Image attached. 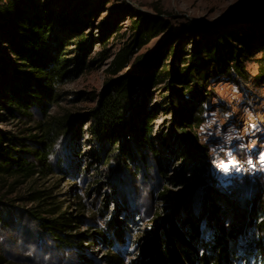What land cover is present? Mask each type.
<instances>
[{
    "label": "rangeland",
    "instance_id": "obj_1",
    "mask_svg": "<svg viewBox=\"0 0 264 264\" xmlns=\"http://www.w3.org/2000/svg\"><path fill=\"white\" fill-rule=\"evenodd\" d=\"M50 1L59 12L71 13L82 0ZM102 3L92 12L95 26L86 30V38L95 39L99 35L96 24L110 16L119 29L105 45L96 41L87 49L84 71L66 79L59 87L58 102L48 107L49 114L68 115L71 121L67 133L52 149L48 168L32 178L9 176L0 181V194L7 205L0 223V254L8 264H136L155 229L164 236L173 224L184 232L195 221L199 228L191 242L199 256L207 257L203 264H216V260H223L220 264H264V257L255 255L250 243L253 237L258 241L264 235V0ZM128 9L158 16L170 26L144 44L127 69L134 66L137 57L146 59L153 50L163 47L169 33L174 34L168 41L174 51H190L197 37L181 31L188 22H195L203 33L210 32L214 37L236 30L258 46L250 51L246 62L247 78L217 73L211 79L207 99L191 102L192 108L201 110L193 133L206 156L196 153L200 161L189 162L181 173V161L163 143L165 139L170 148H175L171 114L163 107L171 102L165 89L168 80L152 85L146 101L147 109L156 114L152 137L160 161L148 154L149 159L137 166L129 163L120 168L122 165L115 161L105 164V154L98 152L83 120L95 105L93 95L110 77L115 54L131 34V20L125 16ZM104 49L108 55L102 59ZM1 53L5 59L11 57L5 51ZM171 62L183 66L173 52L166 58L162 76ZM189 96L186 94L185 100ZM5 106L7 102L0 101L1 130L21 136L34 130L37 122L5 117ZM34 118L39 121L41 115L37 113ZM56 162H61L72 177L56 171ZM37 191H44L50 196L47 201L60 204L63 212L81 216L79 227L67 233L86 231L94 234V240L84 239L81 247L64 244L39 228L29 214L44 202L31 199ZM115 220L119 224L113 228Z\"/></svg>",
    "mask_w": 264,
    "mask_h": 264
},
{
    "label": "trees",
    "instance_id": "obj_2",
    "mask_svg": "<svg viewBox=\"0 0 264 264\" xmlns=\"http://www.w3.org/2000/svg\"><path fill=\"white\" fill-rule=\"evenodd\" d=\"M95 1L82 0L71 13H67L59 12L50 0H0V54L5 51L11 55L9 59L0 56V101L7 102L3 115L37 122L34 130L29 129L28 134L22 136L0 129V181L9 176L28 179L44 172L50 164L49 157L55 143L67 133L70 116L55 117L49 114L48 107L58 102L59 87L66 79L77 77L84 71L87 49L96 41L105 45L119 29L117 21L110 16L96 24L99 35L95 39L94 36L86 38V30L95 26L92 12L103 6V0H97V5L89 10ZM125 16L131 20V34L111 62L110 77L93 95L95 105L84 116V123L88 124L89 135L98 152L105 154V164L115 161L122 165L120 168L129 163L137 166L149 159L148 154L160 161L152 137L156 114L147 109L146 101L152 85L168 80L165 89L171 102L163 107L171 114L175 148H170L165 139L163 143L181 161V173L189 162L200 161L196 153L206 156L205 149L195 142L193 133L201 119L198 115L201 110L192 108L191 102L195 98L199 103L207 99L211 79L217 73H235L247 78L246 62L250 51L258 46L253 39L236 30L214 37L210 32L203 33L195 22H188L181 31L197 37L190 51H174L168 44L174 34L169 33L163 47L153 50L146 59L137 57L134 66L127 69L138 50L170 25L158 16L132 9L126 10ZM71 45L74 48H69ZM105 51L101 52L102 59L108 55ZM173 52L183 66L171 62L162 76L166 58ZM188 93L189 100H185ZM37 113L41 115L39 121L34 118ZM69 163L68 168H73ZM56 171L72 177L61 162H56ZM49 198L44 191L31 196L33 201H44L41 208L29 210L39 228L64 244L81 247L84 239L90 237V241L94 240V234L86 231L67 233L75 226L79 227L81 216L72 211L63 212L61 205L47 201ZM5 206L0 194V223L4 221ZM118 224L115 220L113 228ZM198 228L197 222L193 221L187 230L181 232L173 224L164 236L155 229L136 264H203L207 257L199 256L191 242ZM250 243L255 255L264 257V235L258 241L253 237ZM84 259L89 261L87 257ZM222 262L216 260V264ZM0 264H8L2 254Z\"/></svg>",
    "mask_w": 264,
    "mask_h": 264
},
{
    "label": "snow or ice",
    "instance_id": "obj_3",
    "mask_svg": "<svg viewBox=\"0 0 264 264\" xmlns=\"http://www.w3.org/2000/svg\"><path fill=\"white\" fill-rule=\"evenodd\" d=\"M226 167V166H225Z\"/></svg>",
    "mask_w": 264,
    "mask_h": 264
}]
</instances>
